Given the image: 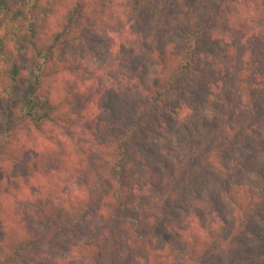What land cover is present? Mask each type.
I'll list each match as a JSON object with an SVG mask.
<instances>
[{
	"label": "trees",
	"instance_id": "16d2710c",
	"mask_svg": "<svg viewBox=\"0 0 264 264\" xmlns=\"http://www.w3.org/2000/svg\"><path fill=\"white\" fill-rule=\"evenodd\" d=\"M62 1L0 0V184L35 174L44 163L29 143L64 120L43 79L61 45L87 44L83 20L97 0H66L42 41ZM123 12L155 54L145 99L98 124L110 136L104 160L83 166L81 197L38 179L23 217L8 229L0 218V264H242L254 252L245 239L264 219V0H125ZM165 28L182 34L176 53ZM196 87L223 107L218 120L161 134L179 92ZM157 144L165 155L153 167L142 150Z\"/></svg>",
	"mask_w": 264,
	"mask_h": 264
},
{
	"label": "rangeland",
	"instance_id": "374dc122",
	"mask_svg": "<svg viewBox=\"0 0 264 264\" xmlns=\"http://www.w3.org/2000/svg\"><path fill=\"white\" fill-rule=\"evenodd\" d=\"M65 1L50 14L48 23L41 31L42 41L47 32L56 28L64 9L63 3H69ZM124 1L97 0L86 21L83 20L87 44L61 45L54 55V61L48 63L56 71H49L45 75L42 91L49 92L52 103L56 105L55 114L61 115L64 120L49 124L35 135V141L29 143L30 149H34L32 155L39 157V163H44L35 174L26 178H12L9 183L4 179L1 181L0 205L8 212L14 211L13 214H1L6 229L10 224L6 220L19 218L16 217L19 213L23 217V198L30 193L38 179L50 187H56L61 193L72 194L73 201L81 197V192L87 186L84 181L87 171L83 170V166L88 165L89 169L104 160L101 147L108 142L110 135L100 126L106 120L124 117L133 105L145 99V85L157 67L156 61L152 60L155 54L143 45V34L138 25L125 16ZM163 35L170 42L164 46L166 51L176 53L182 39L180 31L165 28ZM225 79V85H234L231 73ZM114 109H118L117 117ZM222 110L221 105L218 108L209 106L203 88L196 87L189 92L183 90L172 104L167 126L160 132L173 130L181 133L185 127L197 125L204 119L214 123ZM175 146L181 150L178 143ZM152 147L153 150H148L146 155L145 149L142 150L143 159L149 165L158 167L160 157L165 155L163 147L159 144ZM11 224L19 225L20 233L25 231V226L18 221ZM36 225L39 233L45 230V225ZM261 227L257 234L247 235L245 242L255 249L246 253L242 264H264V219L261 220ZM66 240L67 235L62 244ZM55 253H58L56 257L63 254L59 251Z\"/></svg>",
	"mask_w": 264,
	"mask_h": 264
}]
</instances>
